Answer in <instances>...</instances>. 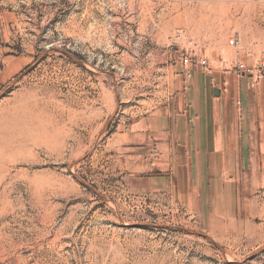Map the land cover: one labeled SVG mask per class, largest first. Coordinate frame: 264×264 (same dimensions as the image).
I'll list each match as a JSON object with an SVG mask.
<instances>
[{
	"label": "rangeland",
	"instance_id": "rangeland-1",
	"mask_svg": "<svg viewBox=\"0 0 264 264\" xmlns=\"http://www.w3.org/2000/svg\"><path fill=\"white\" fill-rule=\"evenodd\" d=\"M236 35L264 63V0H0V264H264V150L185 208L109 149L174 107L186 51L250 81Z\"/></svg>",
	"mask_w": 264,
	"mask_h": 264
},
{
	"label": "crops",
	"instance_id": "crops-1",
	"mask_svg": "<svg viewBox=\"0 0 264 264\" xmlns=\"http://www.w3.org/2000/svg\"><path fill=\"white\" fill-rule=\"evenodd\" d=\"M195 59L177 75L174 107L143 114L109 148L127 176L185 208L206 198L210 183L224 182V152L239 168L240 152L264 150V70L232 80Z\"/></svg>",
	"mask_w": 264,
	"mask_h": 264
},
{
	"label": "built area",
	"instance_id": "built-area-1",
	"mask_svg": "<svg viewBox=\"0 0 264 264\" xmlns=\"http://www.w3.org/2000/svg\"><path fill=\"white\" fill-rule=\"evenodd\" d=\"M229 43L231 46L235 47L238 49L237 54H236V63H235V67L240 70L243 73H251L254 74L255 72H257V74H262L263 70H264V63L263 62H259L257 63L255 66H249L245 61H243L242 59V55H241V40L240 38L236 35L233 36L230 40ZM183 62L186 66H189L192 63V56L190 53H188L186 51L185 56L183 57ZM207 59L206 58H199V63L202 66H208L207 63ZM252 86H254V83H252Z\"/></svg>",
	"mask_w": 264,
	"mask_h": 264
},
{
	"label": "water",
	"instance_id": "water-1",
	"mask_svg": "<svg viewBox=\"0 0 264 264\" xmlns=\"http://www.w3.org/2000/svg\"><path fill=\"white\" fill-rule=\"evenodd\" d=\"M215 95H216V96H219V95H220V90H219V88H216V89H215Z\"/></svg>",
	"mask_w": 264,
	"mask_h": 264
}]
</instances>
